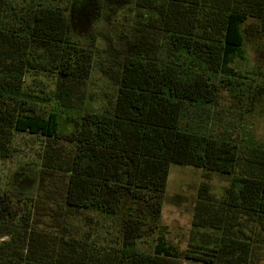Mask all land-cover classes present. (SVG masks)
<instances>
[{"label":"trees","instance_id":"16d2710c","mask_svg":"<svg viewBox=\"0 0 264 264\" xmlns=\"http://www.w3.org/2000/svg\"><path fill=\"white\" fill-rule=\"evenodd\" d=\"M136 7L153 12L161 49L129 55L115 105L87 112L61 140L59 118L74 108L71 86L89 77L93 50L74 36L63 0H0V161L14 157L19 136L44 141L41 193L0 194V238L9 236L0 264H264V140L243 111L257 87L237 67L243 23L258 20L264 35V0ZM30 72L62 87L38 93ZM171 162L228 183L219 194L200 186L184 251L164 233L146 249L141 239L167 228L159 217Z\"/></svg>","mask_w":264,"mask_h":264},{"label":"rangeland","instance_id":"374dc122","mask_svg":"<svg viewBox=\"0 0 264 264\" xmlns=\"http://www.w3.org/2000/svg\"><path fill=\"white\" fill-rule=\"evenodd\" d=\"M76 39L93 50V66L89 77L81 84H72L70 93L74 108L59 118L58 135L61 140L72 134L81 117L90 111H102L115 105L119 93V80L126 58L137 51L160 50L164 37L157 22L150 19L148 8L136 7V0H63ZM245 59L238 70L257 87L253 97L244 104V120L257 137L264 140V35L260 23L249 18L243 23ZM249 79V80H248ZM26 84L38 93L62 87L51 75L30 72ZM260 91V92H259ZM227 98L226 91L219 99ZM196 123V122H195ZM19 136L14 157L0 161V194L7 198L37 196L44 181L38 177L40 154L44 144L41 137ZM210 184L216 193L227 185V177L217 172L182 163L171 162L164 191L159 227L141 240L151 249L157 235L166 239L178 250L184 251L196 237L193 231V209L202 184ZM161 226V225H160ZM115 232V225L109 227ZM210 232V230H207ZM206 232V231H205ZM211 233V232H210ZM206 233V234H210ZM1 236L0 240L7 239ZM180 264H204L182 259Z\"/></svg>","mask_w":264,"mask_h":264},{"label":"crops","instance_id":"0c3cea01","mask_svg":"<svg viewBox=\"0 0 264 264\" xmlns=\"http://www.w3.org/2000/svg\"><path fill=\"white\" fill-rule=\"evenodd\" d=\"M213 190H214V192H215V189L213 188ZM195 205V204H194ZM193 211H194V209H193ZM193 217V216H192Z\"/></svg>","mask_w":264,"mask_h":264}]
</instances>
